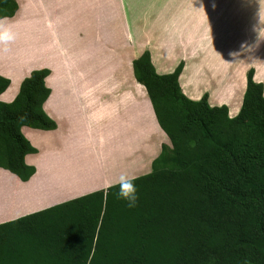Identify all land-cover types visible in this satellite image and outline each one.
<instances>
[{
  "label": "crops",
  "instance_id": "0c3cea01",
  "mask_svg": "<svg viewBox=\"0 0 264 264\" xmlns=\"http://www.w3.org/2000/svg\"><path fill=\"white\" fill-rule=\"evenodd\" d=\"M17 1L16 14L0 19V75L11 80L0 100L13 101L32 71L48 69L45 84L51 92L43 107L57 127H22L38 149L25 157L36 167L28 181L0 167L1 260L16 263L25 243L37 249L38 227L45 219L52 230L46 239L88 237L93 254L104 240L105 253L129 264H154L146 261L149 245L162 248V257L170 259L175 236L188 225L162 213L174 194L162 185L152 162L171 140L147 88L135 77L133 61L149 50L159 74L173 72L183 61L182 92L192 100L207 93L211 106L226 105L234 117L243 104L249 70L264 84V0H157L158 8L173 12L172 17L164 14L159 29L129 24L123 29L112 21L107 1L91 0L98 17L94 24L86 21L89 35L85 26L69 25L68 9H62L66 0ZM74 2L73 8L82 9L73 11L75 19L92 13ZM105 12L109 18L102 21ZM177 26L195 33L202 26L207 34H196L191 44L176 32L169 40L166 31ZM135 34L142 41L138 51ZM187 46L189 57L183 52ZM123 176L135 177L133 208L117 196ZM122 223L124 244L118 241ZM50 248L47 253L54 255Z\"/></svg>",
  "mask_w": 264,
  "mask_h": 264
},
{
  "label": "trees",
  "instance_id": "16d2710c",
  "mask_svg": "<svg viewBox=\"0 0 264 264\" xmlns=\"http://www.w3.org/2000/svg\"><path fill=\"white\" fill-rule=\"evenodd\" d=\"M18 9L17 0H0V19L13 17ZM133 67L136 79L147 88L159 124L171 140V145H162L161 153L152 162L162 185L174 194L162 213L188 225L181 250L167 260L162 257V248L149 245L146 261L264 264V84L255 81L254 69H250L241 110L231 117L226 105L211 106L207 93L200 100H192L182 92L179 76L183 61L173 72L159 74L151 52L145 50L134 59ZM49 72L32 71L13 101L0 100V167L23 181L36 173V167L29 165L25 157L38 149L23 134L22 127H57L43 107L51 92L45 84ZM10 83L9 78L0 75V95ZM45 220L38 227L39 233L42 226L44 236L52 234ZM118 234V241L124 244V238L120 239V234H125L124 223L118 226ZM44 236L41 241L37 239V249L25 243L16 256L18 263L3 262L0 250V264H38V255L48 258H43V264H87L93 239ZM49 248L55 250L54 255L47 253ZM32 251L37 255H30ZM100 251L101 248L96 252L101 254ZM59 253L66 257H59ZM103 255V263L98 257L93 264H129L105 251Z\"/></svg>",
  "mask_w": 264,
  "mask_h": 264
},
{
  "label": "rangeland",
  "instance_id": "374dc122",
  "mask_svg": "<svg viewBox=\"0 0 264 264\" xmlns=\"http://www.w3.org/2000/svg\"><path fill=\"white\" fill-rule=\"evenodd\" d=\"M74 1H76V0L64 1L66 3V6H63L62 9H64V10L68 9V12H69L68 22L70 24L67 22L66 23L69 25H78V27L85 26L87 31H85L84 34L89 35L90 31H88V29H89L90 25H88L86 23V21L90 24H94L95 22H97L94 17H98V15L95 14L94 11L92 12L93 6L90 4L91 0H78L79 4H81V6L87 12H92V13L91 14H85V15H83V13L82 14L80 13V16L76 15L77 18L75 19L73 11H76L77 9L82 11V9H80L78 7L73 8L76 5V2H74ZM106 1L113 8L112 9L113 15L110 16L112 21L113 22L115 21L119 27L122 26L123 29H125L126 24L132 25L134 27V29H140V28H142L143 25H145V26L148 25L149 28H151V29H156L157 27L159 29V28H161V25H158V24H159V22H161L164 19V14L169 16V17L173 16L172 11H170V12H168L166 10L163 11L164 10L163 7L158 8L159 5L157 3V0H111V3L109 0H103V3H106ZM106 17L109 18V12H105L102 14V18H103L102 21H106L105 20ZM173 20L171 22L172 23L171 27L174 26ZM179 22H180V20H179ZM217 27H219V26H216V28ZM80 28H82V27H80ZM177 29H178V26H177ZM177 29L173 28L171 30L166 31V34L169 35L168 39L169 40H175L174 35L176 33H178V35L181 34L180 39L183 40L184 44H186L187 42L189 44L193 43L195 40L194 37L196 34H197L196 37L197 36L199 37L202 34V32H204L205 35L207 34V32L202 31L203 30L202 26L199 27V30H197L196 33L194 32V30L193 31H190L189 29L185 30V28L184 29L182 28L181 31H179V29L178 30ZM82 31H83V29H80V32H82ZM136 34H135V51H138L141 49L142 45H140V44L142 41H140V39H139L140 36H138ZM90 36H92V34ZM90 36L86 40V49H87V45L90 44V39H89ZM205 40H206V38L203 37V41H205ZM187 47H189V46H187ZM190 48L191 47L184 49V51H183L184 55L187 54L188 57L191 56L192 52H190L191 51ZM167 57L170 59L174 58V57H172V55H167ZM43 236H44V232H43L42 227L40 226V230L38 233V240L41 241L40 238H43ZM185 236H186V230H184L182 232L181 236L180 235L175 236V238H174L175 246H173L174 252H177L178 249L181 250V248L183 247V244H184ZM104 247H105V241L102 240L101 251H100L101 254L97 253L98 249H96V251H97L96 255L93 254L92 253L93 251H92L91 254L89 255L88 259H87V264L93 263V262L97 263L98 257H99V259L101 258V262L103 263L104 262V255H103ZM39 251L43 252L42 249H40ZM59 254H60L59 257L60 256L66 257V255H64V254H61V253H59ZM43 258L45 259L44 261H48V258L45 257L44 255H41V256L38 255V264H43L42 263ZM62 264H64V263H62ZM66 264H67V262H66Z\"/></svg>",
  "mask_w": 264,
  "mask_h": 264
},
{
  "label": "clouds",
  "instance_id": "9594fccd",
  "mask_svg": "<svg viewBox=\"0 0 264 264\" xmlns=\"http://www.w3.org/2000/svg\"><path fill=\"white\" fill-rule=\"evenodd\" d=\"M135 177H121L118 198L123 199L129 208L136 206L138 201L137 190L134 184Z\"/></svg>",
  "mask_w": 264,
  "mask_h": 264
}]
</instances>
